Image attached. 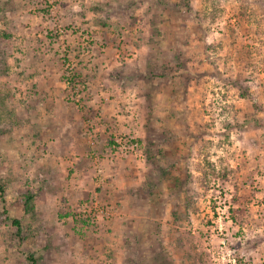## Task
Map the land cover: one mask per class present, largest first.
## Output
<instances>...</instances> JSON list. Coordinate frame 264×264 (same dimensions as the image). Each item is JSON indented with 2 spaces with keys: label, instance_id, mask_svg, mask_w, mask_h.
I'll return each instance as SVG.
<instances>
[{
  "label": "rangeland",
  "instance_id": "rangeland-1",
  "mask_svg": "<svg viewBox=\"0 0 264 264\" xmlns=\"http://www.w3.org/2000/svg\"><path fill=\"white\" fill-rule=\"evenodd\" d=\"M0 36V264H264V0H0Z\"/></svg>",
  "mask_w": 264,
  "mask_h": 264
},
{
  "label": "trees",
  "instance_id": "trees-1",
  "mask_svg": "<svg viewBox=\"0 0 264 264\" xmlns=\"http://www.w3.org/2000/svg\"><path fill=\"white\" fill-rule=\"evenodd\" d=\"M5 38H6L5 36H4V38L0 36V69L3 68L2 66L7 67V55L10 53L8 45L4 44V42H6ZM0 191H1V193L4 192L3 185H1V184H0ZM34 198H35V194L31 191H27L24 194L23 201H22L24 211H26V212L33 211V208H34L33 200H34ZM13 223L18 227V230H20V227H19L20 221L17 219H14Z\"/></svg>",
  "mask_w": 264,
  "mask_h": 264
}]
</instances>
